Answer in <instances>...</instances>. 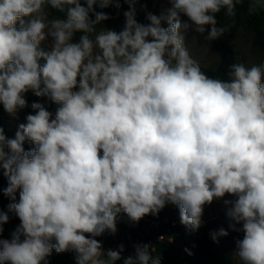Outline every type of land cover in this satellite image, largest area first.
<instances>
[{
  "label": "clouds",
  "instance_id": "obj_1",
  "mask_svg": "<svg viewBox=\"0 0 264 264\" xmlns=\"http://www.w3.org/2000/svg\"><path fill=\"white\" fill-rule=\"evenodd\" d=\"M138 2L123 0L120 31L97 32L121 0H0V105L32 110L14 138L0 127V264H49L53 251L74 252L75 264H161L150 244L122 257L123 244L105 249L96 237L116 234L120 214L138 222L168 203L198 229L204 207L226 196L229 229L242 233L236 255L264 264V63L210 77L182 34L221 38L217 14L234 17L244 0H168L148 23ZM258 6L249 0V14ZM28 93L55 111L29 105ZM10 214L20 223L6 239Z\"/></svg>",
  "mask_w": 264,
  "mask_h": 264
},
{
  "label": "trees",
  "instance_id": "obj_2",
  "mask_svg": "<svg viewBox=\"0 0 264 264\" xmlns=\"http://www.w3.org/2000/svg\"><path fill=\"white\" fill-rule=\"evenodd\" d=\"M150 0H139L136 4L137 8V20L141 23H148L145 17L141 15V5ZM249 0H244L242 4L237 5L236 15L234 17H227L224 14V10L217 14L218 26H227L228 31L225 34L213 41V45L219 50L221 55L220 62L215 67L201 66L202 71L213 78L229 79L228 73L230 66L235 63H239L237 54L233 48V43L241 29L253 34L254 44L261 51L264 52V10H259L254 14H249ZM52 14L58 17H62L63 13L57 12L54 9H50ZM97 11L101 9L97 8ZM128 10V5L121 0V8L117 10L114 6L103 9L102 11L108 13L111 17L108 21L104 22V25L113 20L123 17V13ZM103 26V24L97 25L96 28ZM116 30V31H120ZM79 34H77L78 39ZM26 99L29 105L32 102L48 103L49 110L55 111L56 105L47 102L41 98L34 96L31 93L27 94ZM0 109L3 106L0 105ZM29 110L32 112L31 108ZM0 127L4 129V134L8 137L7 127L0 122ZM33 145L26 141L24 144L25 150L32 148ZM8 185L7 178L3 176L2 170H0V209L7 211V205L9 199L3 195V188ZM17 199H19V193L17 192ZM233 199V198H232ZM162 215L165 213L161 210ZM171 220L180 219V215L175 212H170ZM150 215L144 216L139 220L136 227L133 228L132 238L129 240L127 237H119L118 235L108 234V237L104 243V248H111L117 250L118 246L123 244L124 251L121 253L122 257L134 255L135 244H150V253L153 258L163 256L165 258V264H228L229 259L236 253V241L242 238V233L234 232L229 229V224L222 220H215L201 229H193L190 226L174 227L170 222L159 221L156 227L152 228L150 232L145 230L144 218ZM10 221L16 226L20 223L19 219L11 216ZM223 228L228 231L227 236H217V240H213L212 234L218 233ZM159 236H165V240H158ZM173 236L176 242H182L184 247L183 255L177 252V248L167 243V238ZM235 239V242L233 240ZM154 248V249H153ZM49 264H75V253L67 252L62 254H53L48 257ZM116 264H123V261H117Z\"/></svg>",
  "mask_w": 264,
  "mask_h": 264
},
{
  "label": "rangeland",
  "instance_id": "obj_3",
  "mask_svg": "<svg viewBox=\"0 0 264 264\" xmlns=\"http://www.w3.org/2000/svg\"><path fill=\"white\" fill-rule=\"evenodd\" d=\"M170 7L171 4L168 3V0H150L141 5V15L142 17H146L147 13L151 12L159 16L162 12ZM258 9L264 10V6H258ZM48 11L50 13V19L58 17L53 15L50 9H48ZM180 19L182 23H190L187 17L183 15H181ZM123 26L124 16L122 18L108 22L105 25L96 28V30L97 32L103 31L104 27L119 30L122 29ZM163 26L166 27V24ZM182 34L185 37V46L187 47L190 56L200 65L205 67H215L220 62L221 55L219 50L213 45V41L207 42L204 39V35H207V33H205L204 35H200L196 33L192 28H189L186 31L182 30ZM233 48L237 54L239 63H244L247 67L264 63V52L261 51L257 46H255L253 34L245 31L244 29H241L239 31L233 43ZM29 113H31V111L29 110V108H26L18 111L15 116H11L3 109H0V122L5 124V126L7 127L8 138H14L18 125L26 122L25 117ZM232 198L233 197L231 196H226L223 199ZM223 199H216L211 203V205H206L204 207L200 226H204L215 220H222L229 224ZM162 211L165 213V216H171L169 210L162 209ZM136 225L137 223L131 221L125 214H120L117 220V232L114 235H118L119 237H127L129 240H131L132 231L133 228L136 227ZM15 227L16 225L11 221H9L8 224L4 225L3 238H10V233L15 229ZM108 234L110 233L106 232L102 236L96 237V239L100 240L104 246ZM233 242H235V239L233 240ZM176 244L177 252L180 255H183L184 247L182 245V242H177ZM53 254L58 253L53 251L52 255ZM228 264H242V262L239 260L238 256L235 253L229 259Z\"/></svg>",
  "mask_w": 264,
  "mask_h": 264
},
{
  "label": "built area",
  "instance_id": "obj_4",
  "mask_svg": "<svg viewBox=\"0 0 264 264\" xmlns=\"http://www.w3.org/2000/svg\"><path fill=\"white\" fill-rule=\"evenodd\" d=\"M163 209H166V210H169L170 212H175V213L179 214L178 207L171 204V203L166 204V206ZM144 221L146 223L145 224V230L147 232H150V230L152 228L156 227L157 224L159 223V221L170 222L172 224V226H174V227H178V226L183 227L184 226V224L181 223L180 219L171 220L170 217L162 215L161 212H159L157 215H150L149 217L144 218ZM204 226H200L199 229L203 228ZM158 240H160V241L165 240V236H159ZM167 243L171 244L175 248L177 247V244H176L177 242L173 236L167 238ZM160 260H161V264H165V258L163 256L160 257Z\"/></svg>",
  "mask_w": 264,
  "mask_h": 264
}]
</instances>
